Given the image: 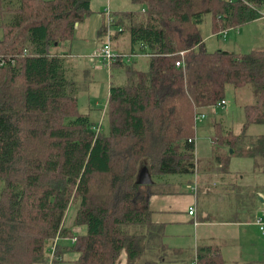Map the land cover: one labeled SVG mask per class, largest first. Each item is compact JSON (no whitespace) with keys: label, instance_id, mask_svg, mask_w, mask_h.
<instances>
[{"label":"trees","instance_id":"16d2710c","mask_svg":"<svg viewBox=\"0 0 264 264\" xmlns=\"http://www.w3.org/2000/svg\"><path fill=\"white\" fill-rule=\"evenodd\" d=\"M131 1L139 9L116 13L115 31L105 20L98 31L111 52L114 38L126 33L129 43L106 63L124 83L109 86L102 132L77 109L91 70L73 68L66 47L91 0H0V264H58L69 252L73 264H118L123 250L127 264H224L219 244L198 247L189 262L166 246L148 199L161 193L162 177L196 172L194 116L221 104L229 85L249 88L253 102L242 132L218 133L214 143L264 171V134H245L264 124V50L208 52L198 29L211 14L213 32L225 35L258 19L264 0ZM136 48L147 54L144 72L124 60ZM213 160L228 172L224 151ZM142 167L150 184L137 182ZM248 204L239 212L253 217ZM69 205L75 215L63 227Z\"/></svg>","mask_w":264,"mask_h":264},{"label":"rangeland","instance_id":"374dc122","mask_svg":"<svg viewBox=\"0 0 264 264\" xmlns=\"http://www.w3.org/2000/svg\"><path fill=\"white\" fill-rule=\"evenodd\" d=\"M91 5L93 12L89 17L90 29L93 28V22L96 18H101L102 15H105L104 10L107 8H109L111 13L110 19L114 21L117 20V14L139 9V6L132 3L131 0H91ZM262 14H264V11ZM240 27L230 28L225 35L218 33L216 34L212 30V16L211 14H206L203 16V20L199 24L198 29L205 43V49L208 52H213L215 50H225L227 49V46L229 49H235L234 51L242 53H248L252 49H264V20L259 19L258 21L249 25H243L245 32L242 35H249V37L248 39L241 38V44L239 48H235V40ZM111 31H115L113 26ZM85 34V37L87 38L85 43L88 45L90 43L92 44L94 37L91 38L90 31ZM95 42L98 46H96L93 50H90L91 48H85L79 52L78 55L73 56L71 60L73 68H88L91 70L90 80L87 86L80 90L77 95V109L80 113L88 115L89 120L96 126V128H99L102 132H107L108 121L106 107L109 86L121 85L124 83V74L119 69L115 70V68H112L110 71L107 64L104 63L103 60L94 57L95 51L100 49L105 41H101L99 39V41L95 40ZM110 43L113 48L112 53H115L117 50L124 52H128L129 50V43L126 33L121 37L114 38ZM135 52L136 55H127L124 57V60H128L126 65L138 71H146L148 68L147 56L143 52H140L138 48H136ZM0 88H6V85L0 84ZM252 102L253 96L249 88L243 87L242 89L236 90L230 85L227 86L224 91L223 103L205 108L203 110L205 117L201 121L194 124L195 158L199 172L206 170L207 173L216 174V170L213 168L216 166L213 160L215 157V151H224V153L227 154L229 171L226 175V180L233 184V186L230 188L232 189L231 192L235 193L234 191L236 188H241L251 192L250 198L251 194L256 197L257 201L260 198H263V202L260 200L256 202L257 206L255 212L256 215H258L256 220L261 219L264 223V171L257 170L255 168L253 158L239 155L237 153H231V149L225 145L214 143V141L217 139L218 133H226L227 131H231L233 134L237 135L242 132L243 125L246 122L244 107L245 105L251 104ZM245 134L247 135L246 140L252 141L255 136L264 134V124L247 125ZM197 175L198 174L196 173V176ZM219 176L220 175L217 174V176L209 178V180L205 182V187H213L211 184L214 183V181H221ZM162 178L179 182L181 184V190L179 193L173 195L170 198H166L164 196H152L150 208L155 211L163 210L165 201L167 199L170 200V206L166 207L165 211H163L162 217L167 223L169 217L175 213V218L170 217V220L176 222L172 224H164L166 226L168 224L171 226H180L181 228L180 232L171 234L172 237L170 244L174 247H181L184 252L187 253L186 258L190 260L193 258V251L196 248L189 235L192 230L191 226L193 225V222L189 223L190 218L183 212L187 211L189 203L194 199V194L191 192L192 187L190 190V186L192 185V182H195V174H185L182 176L166 175ZM151 179L153 180L152 176ZM101 182L102 179L100 183ZM1 188L2 181L0 180V189ZM160 188L162 189L170 187L161 185ZM224 192H227V190L225 189ZM241 196L243 195L237 194L235 198H240ZM210 202H215V198H212ZM67 210L68 212L63 219V227H69L72 224L76 211V205H69ZM244 217H246V214H244ZM72 230L80 232V234L83 232L81 226L73 227ZM169 232L170 231H168V234ZM198 233L199 237H197V239H199V242L215 240L224 244L223 252L228 250V252L223 255L225 264H242L243 258L250 255V244L252 241L260 247V252L264 253V233L259 230L257 225H251L248 223H234L216 226L201 225L198 227ZM63 243L67 242L63 241ZM242 245H244V253L243 257H240V249ZM76 257V252H69L63 256V259L58 264H73V261L76 259ZM138 260L140 261V258H138ZM127 262V253L125 250H123L119 256L118 264H127ZM170 264L182 263L177 262Z\"/></svg>","mask_w":264,"mask_h":264},{"label":"crops","instance_id":"0c3cea01","mask_svg":"<svg viewBox=\"0 0 264 264\" xmlns=\"http://www.w3.org/2000/svg\"><path fill=\"white\" fill-rule=\"evenodd\" d=\"M91 10H92V7H91ZM263 11L264 10L260 11V17L258 19L254 20L250 23H247V24L249 25L251 23H254V22L258 21L259 19L264 20V14H262ZM92 12H93V10L91 11V13ZM104 13L106 16L102 15L101 18H96L93 22V28H91V29L89 28V21H90L89 17H90V15L85 19V21L82 24H79L77 26V28L75 30L74 39L72 40V42L68 46H66L69 50V53H70V56L68 58V59H70V61L72 60L73 56L78 55L79 52H81L85 48H89V49L91 48L90 50H93L96 46H98V45H96L95 40L99 41L98 31H99L100 27L102 26L104 20L106 21V23L107 22L110 23V27H112L111 23L113 20L110 19L111 13L109 11V8L105 9ZM97 19H99V20H97ZM238 30L239 31L237 32V36H236V40H235V45H236L235 48H239V46L241 44V38L242 39H248V37H249V35L248 36L242 35L245 32L244 31L245 29L243 28V26L240 27ZM89 31H90L91 38L94 37V41L92 44L90 43L88 45L85 43L87 41V38L85 37L86 36L85 33L89 32ZM76 35H77V37H76ZM63 50H64V48H63ZM225 50L229 51V52H234V53H242V52L234 51L235 49L234 50L229 49L228 46H227V49H225ZM144 54L147 56L146 52ZM103 61H104V63H106L105 60H103ZM204 109H201L200 112L204 113V111H203ZM195 116H194V124L196 123ZM213 168L216 170V174L215 173L214 174L207 173L206 170L199 172L198 165H197L196 172L193 173V174H195V182H192V185L190 186V190L192 187L191 192L194 194V199L189 203L187 211L183 212V213L188 215V217L190 218L189 223L193 222V225L191 226L192 227L191 233H189L190 238L192 240V243L195 244V246H196L195 250L193 251V256H194L197 248L200 246H203V245L215 246V245L219 244L220 252H221V255L223 258V255L226 252H228V250H226V252H223L224 244L222 242L215 241V240H208V241L199 242L198 241L199 239H197V237H199L198 227H200L201 225L216 226V225H228V224H234V223L235 224L248 223L251 225H257L259 230L262 233H264V223L262 222L261 219L256 220V217L258 216V215H256V212H255L256 206H257L256 202H258L260 199L257 201L256 197L253 196L252 194H251V198H250L251 192H249L245 189H241V188H236V190L234 189L235 193H232L231 192L232 189H230V188L233 186V184L226 180V175L228 174L229 171L227 173H222V172L219 173L218 170L216 169V166ZM196 173L198 174L197 176H196ZM217 174L220 175L219 178L221 179V181H218V180L216 182L214 181V183L211 184L213 187L206 188L205 182L208 181L209 178H211V177L213 178V177L217 176ZM178 176H182V175H178ZM160 183H162L163 185L168 186L170 188H162V189L159 188L160 190L158 192H161V193L150 195L149 199H148L149 207H150V203H152V196H156V197L164 196L166 198H170L173 195L179 193V191L181 190V184L179 182L174 181V180L165 178ZM212 189H213V191H212ZM225 189L227 190V192H224ZM237 194H242L243 196H241L240 198H235V196ZM212 198H215V202H213V203L210 202V200ZM261 199L262 200H260V201L263 202V198H261ZM242 201H247L249 203L248 207H251L252 209L255 208L253 217L250 216V217L244 218V213L239 212L240 202H242ZM169 204H170V200L167 199L165 201L164 206H163V210L155 211V210H152L150 208L152 210L153 222L166 223L164 221V218L162 217V214H163V211H165L166 207L170 206ZM190 208H193V214L188 213ZM245 212H249V210H246ZM156 215H157V217H156ZM170 217L175 218V213ZM170 217H169V220L167 223H171V224L175 223L176 221L175 222L171 221ZM168 231H170L169 234H168ZM180 231H181L180 226H178V227L177 226H171L170 224H168L167 226L165 225L163 243L171 249L181 248V247H174L170 244V240L172 237L171 234H173V233L176 234ZM196 243H197V245H196ZM232 243H234V242H232ZM250 245H251L250 255L248 257L243 258L242 264H264V253L260 252V247L258 245H256L253 241ZM243 249H244V245H242V247L240 249V252H241L240 257H243V253H244ZM185 255H187V253H185ZM190 260H192V259H190ZM186 261L189 262V260L187 258H186ZM177 262L179 263V261L165 262L163 260V261L152 262L149 264H166V263L170 264V263H177ZM224 264H225V261H224Z\"/></svg>","mask_w":264,"mask_h":264},{"label":"built area","instance_id":"2783aa9c","mask_svg":"<svg viewBox=\"0 0 264 264\" xmlns=\"http://www.w3.org/2000/svg\"><path fill=\"white\" fill-rule=\"evenodd\" d=\"M228 1H234V0H228ZM224 32H227V31H224ZM94 57L96 58H100L102 60H105L107 64H109V62L112 60V57H113V53L111 52V48L110 46L107 44V43H104L102 45V47L98 50L95 51L94 53ZM2 65V64H1ZM176 65L177 66H180V62L177 61L176 62ZM223 103V101L221 102V104ZM204 114L203 113H197L196 116H195V121L196 122H199L201 121L203 118H204ZM189 214H193V208H190L189 211H188ZM55 247V246H54ZM54 247L52 248V253L53 254V251H55Z\"/></svg>","mask_w":264,"mask_h":264},{"label":"water","instance_id":"95a60500","mask_svg":"<svg viewBox=\"0 0 264 264\" xmlns=\"http://www.w3.org/2000/svg\"><path fill=\"white\" fill-rule=\"evenodd\" d=\"M137 182L139 184H150L151 183V179H150V176H149V173H148L146 167H142L140 169ZM260 200H262V199L260 198Z\"/></svg>","mask_w":264,"mask_h":264}]
</instances>
